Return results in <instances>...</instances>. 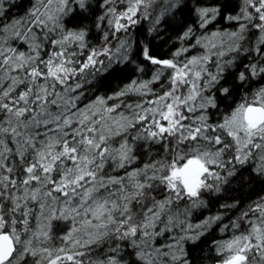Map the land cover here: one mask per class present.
Here are the masks:
<instances>
[{
  "label": "snow or ice",
  "instance_id": "1",
  "mask_svg": "<svg viewBox=\"0 0 264 264\" xmlns=\"http://www.w3.org/2000/svg\"><path fill=\"white\" fill-rule=\"evenodd\" d=\"M72 4L89 10L88 0H0V264H192L186 243L222 219L187 222L203 194L237 179L264 183V84L254 83L264 80V0H240L235 13L226 0L198 3L171 58L135 43L150 78L93 99L87 77L102 85L129 65L145 73L131 27L152 20L159 35L189 3L101 0L99 46L86 25L66 27ZM221 18L234 27L208 32ZM241 57L250 62L230 86ZM237 87L241 100L213 119ZM145 147L150 158L137 164ZM221 231L232 235L216 242L218 264H264V197Z\"/></svg>",
  "mask_w": 264,
  "mask_h": 264
},
{
  "label": "trees",
  "instance_id": "2",
  "mask_svg": "<svg viewBox=\"0 0 264 264\" xmlns=\"http://www.w3.org/2000/svg\"><path fill=\"white\" fill-rule=\"evenodd\" d=\"M89 10L87 12H81L78 6L74 5L72 11L64 17L65 25L70 30H75L80 26H87L89 29L87 42L93 46H99L102 43L103 33L98 31L95 27L97 23V17L101 14L102 8L100 7L101 0H88ZM189 3V9H186L183 15L176 16L175 19L168 17L169 23L164 27H159V35L156 33L149 34V29L153 27L152 20L142 19L139 24L132 27L130 36L134 43V51H136V59L139 60L142 64H146L147 68L143 74H134L132 69L135 65H129L128 69H125L124 72H114L111 75L107 76L103 84L97 83V78L92 76L87 77V80L91 83H84V91L86 93V99H93L95 96H104L110 95L114 91H118L123 88L130 79L139 78H149V75L152 73L154 66L147 64L146 61H143L140 52L135 48L136 42H141V47L143 43H149L151 55L159 57L161 59L171 58L172 53L181 46L182 41L178 37L185 30L186 26L195 25L196 17L194 12L191 9H195L197 4L205 5L219 2V0H187ZM227 8L226 11L235 13L239 9L240 0H226ZM159 4V0H158ZM22 9H13L10 15H16L21 12ZM152 12L153 18L159 13V7L154 6L153 9H150ZM218 26L219 28L229 27L228 24L221 18L218 22L209 26L208 32L213 31V27ZM254 34L252 33V43L255 41ZM246 44L248 41L245 42ZM114 46V43H112ZM250 62L249 59L241 57L236 62V67L230 69L229 71L232 75L229 77V85L235 83V76L239 71L243 70V66L246 63ZM257 86L259 84H264V80L259 82H254ZM95 85V86H94ZM244 95V89L235 88L233 96L230 97L227 101H224L220 105L219 113L213 116V119L222 118L221 114L231 111V108L235 106L237 102L241 100ZM136 97L131 96L127 97L129 102L134 101ZM157 146H153V155L156 152ZM146 147L140 149L137 153V164L142 165L143 162H146L150 157L145 155ZM239 167V166H238ZM250 167V164L245 165L242 169V174L245 178L249 176V171L247 170ZM227 187V191L224 188ZM261 197H264V183H261L259 180H254L251 183H248L247 179L241 183V181L234 180L230 185L222 186L219 193L209 195L208 193L203 194L204 206L193 209L190 217H188V222L194 224L196 222L205 220L211 216L220 214L222 219L217 221L215 224H212L195 243L191 241L186 243V249L191 254L192 264H215L218 263L219 257L216 255V242L227 239L231 236V231L222 232L221 228L223 225L231 224L232 221L236 220L241 212L247 210L249 206L253 205L255 202H258ZM224 203H235L236 206L233 208H222L221 205ZM187 218V217H186ZM64 225H60L54 229V232L57 236L62 234ZM59 239H56V243ZM60 243V242H59ZM58 243V244H59ZM100 251V248H99ZM129 251V250H125ZM131 251V250H130ZM129 251V252H130ZM129 259H134V257H128Z\"/></svg>",
  "mask_w": 264,
  "mask_h": 264
},
{
  "label": "rangeland",
  "instance_id": "3",
  "mask_svg": "<svg viewBox=\"0 0 264 264\" xmlns=\"http://www.w3.org/2000/svg\"><path fill=\"white\" fill-rule=\"evenodd\" d=\"M74 5H76V4H72L71 5V8H73V6ZM77 6V5H76ZM213 24H214V22H213ZM227 24V23H226ZM135 26V25H134ZM133 27V26H132ZM231 27H234V25L233 26H230L229 25V27H223L224 29H229V28H231ZM214 29H213V31H215V30H218V29H220L218 26H215V27H213ZM253 34H254V36L253 37H256L258 34L257 33H255V32H253ZM121 36H123L124 34L123 33H121L120 34ZM112 43H114V45H116L117 44V40L115 39V38H113V40H112ZM254 43H255V41H254ZM197 51H202V49H195L194 51H193V53L192 54H195V52H197ZM238 61V60H237ZM236 61V62H237ZM151 75H152V73L149 75V78L151 77ZM134 97V96H133ZM136 99H138V97H136L134 100H136ZM110 103H111V101H110ZM255 163H257V161H249V164L250 165H252V164H255ZM187 204V201H182V202H180V205H179V210L181 211V212H183L184 211V208H185V205ZM188 217H190V216H188ZM188 217L186 218L187 219V222H188ZM206 219H208V218H205V220ZM202 221H204V220H202ZM202 221H199V222H196V223H194L193 225H195V224H197V223H201ZM189 223V222H188ZM60 241L58 240L55 244H58ZM126 250V249H125ZM127 250H131L130 248H127ZM97 251H99V248H96V249H94V254H95V252H97ZM215 264H218V263H215Z\"/></svg>",
  "mask_w": 264,
  "mask_h": 264
},
{
  "label": "bare ground",
  "instance_id": "4",
  "mask_svg": "<svg viewBox=\"0 0 264 264\" xmlns=\"http://www.w3.org/2000/svg\"><path fill=\"white\" fill-rule=\"evenodd\" d=\"M139 24V23H138ZM131 29H132V27H131ZM229 234H231L232 235V233H229Z\"/></svg>",
  "mask_w": 264,
  "mask_h": 264
}]
</instances>
